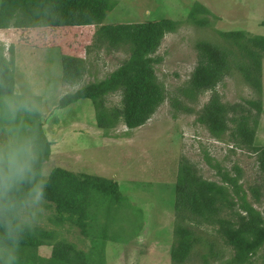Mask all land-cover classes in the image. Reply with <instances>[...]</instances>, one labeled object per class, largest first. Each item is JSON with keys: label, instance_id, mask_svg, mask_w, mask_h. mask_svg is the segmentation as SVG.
<instances>
[{"label": "rangeland", "instance_id": "obj_1", "mask_svg": "<svg viewBox=\"0 0 264 264\" xmlns=\"http://www.w3.org/2000/svg\"><path fill=\"white\" fill-rule=\"evenodd\" d=\"M194 3L210 11V26L186 22ZM163 18L179 25L165 34L157 49L160 61L155 74L164 101L143 126L127 129L118 122L102 130L87 99L58 107L60 97L107 78L129 56L131 45H111L99 33L102 25ZM263 20L264 0H117L100 24L0 30V48L14 74L13 95L25 93L38 101L32 120L41 123L50 143V156L43 164L50 173L46 197L27 226L45 241L37 250L40 260L49 258L54 243L65 242L77 259L75 264H98L101 258L103 264H235L233 246L221 228L236 222L235 206H221L216 218L201 219L198 225L182 222L198 243L183 262L171 259L177 244L174 230L181 225L174 209L176 175L183 160L203 179L220 185H226L221 183L222 174L236 175L240 193L264 221V174L256 154L233 142L234 124L215 138L197 122L213 91L190 86L198 42L225 47L237 63L250 64L243 47L225 34H260ZM255 51L261 65L255 76L259 89L231 62L214 90L225 105H238L237 115L246 116L254 128L253 146L264 147V53ZM62 55L84 61L82 78L75 84L62 81ZM103 99L108 109L120 107L119 93ZM256 100L261 102L260 114L248 104ZM8 127L0 103V140L6 138ZM109 183L117 185L113 196ZM225 187L231 200V186ZM248 264H264V246Z\"/></svg>", "mask_w": 264, "mask_h": 264}, {"label": "trees", "instance_id": "obj_2", "mask_svg": "<svg viewBox=\"0 0 264 264\" xmlns=\"http://www.w3.org/2000/svg\"><path fill=\"white\" fill-rule=\"evenodd\" d=\"M117 5V0H0V30L14 29H57L64 27H84L100 24L106 14ZM210 11L199 3H194L189 10L186 22L197 27H208ZM179 22L169 18L138 23L105 24L99 33L111 45L129 43L131 51L122 64L109 76L99 82L90 83L73 93L60 97L58 107L64 108L79 100L92 101L95 107L96 126L102 130L114 127L122 122L127 129L143 126L164 101L162 87L157 82L155 65L160 58L156 52L165 34L174 32ZM260 26L263 32L248 35L243 31L226 33L238 47H243L250 64L237 63L233 52L220 45L200 41L196 45L197 63L190 76V86L196 90L213 91L208 102L197 115V122L203 125L210 135L221 138L234 124L231 138L234 143L252 149L260 171L264 174V147L253 146L254 128L249 126L244 115H237L238 105H225L215 92L216 85L230 69V63L243 74L246 81L259 89L256 75L260 72L259 52L264 53V20ZM247 42V43H242ZM240 55V54H239ZM242 55H240L241 57ZM62 81L65 84L77 83L83 75L84 61L78 57L61 56ZM253 78V79H252ZM15 79L12 67L3 56L0 48V98L13 95ZM120 94V107L108 109L104 106L105 95ZM257 114L262 112L259 100L250 101ZM37 113L24 115L31 124L41 144V166L50 156V143L46 140L42 125L32 120ZM209 160L207 159L206 162ZM210 165V164H209ZM213 167V166H211ZM214 168V167H213ZM238 173V169L235 168ZM55 179V178H54ZM220 185L203 179L195 168L186 161L179 165L176 175L174 209L181 225L176 226V247L171 252V259L183 262L190 254L198 238L182 222L189 220L198 225L202 220L216 218L221 206L237 207L234 211L237 220L230 227L222 226L224 235L233 246L235 264H248L264 246V221L260 213L240 193L238 178L228 173L221 175ZM230 185L234 197L228 200L225 186ZM115 183L108 184L110 194L116 192ZM258 197V191H254ZM233 207V208H235ZM220 225L222 221L216 220ZM45 245L41 235L26 227L18 242V264H75L77 259L67 243L56 242L52 245L47 260H40L37 250ZM98 264H103L101 258Z\"/></svg>", "mask_w": 264, "mask_h": 264}, {"label": "clouds", "instance_id": "obj_3", "mask_svg": "<svg viewBox=\"0 0 264 264\" xmlns=\"http://www.w3.org/2000/svg\"><path fill=\"white\" fill-rule=\"evenodd\" d=\"M8 122L0 140V264H18V242L43 204L50 173L41 166V144L23 117L39 109L32 96L10 95L2 102Z\"/></svg>", "mask_w": 264, "mask_h": 264}]
</instances>
